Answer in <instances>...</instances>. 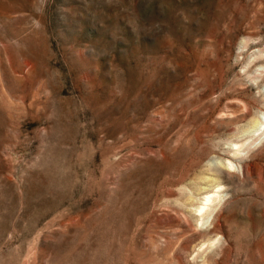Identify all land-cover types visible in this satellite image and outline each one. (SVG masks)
Returning a JSON list of instances; mask_svg holds the SVG:
<instances>
[{
    "label": "rangeland",
    "instance_id": "obj_1",
    "mask_svg": "<svg viewBox=\"0 0 264 264\" xmlns=\"http://www.w3.org/2000/svg\"><path fill=\"white\" fill-rule=\"evenodd\" d=\"M263 118L264 0H0V264H264Z\"/></svg>",
    "mask_w": 264,
    "mask_h": 264
},
{
    "label": "bare ground",
    "instance_id": "obj_2",
    "mask_svg": "<svg viewBox=\"0 0 264 264\" xmlns=\"http://www.w3.org/2000/svg\"><path fill=\"white\" fill-rule=\"evenodd\" d=\"M263 121H264V118H263ZM264 123V122H263ZM263 128V127H262ZM264 132V131H263ZM233 167V166H232ZM234 168V167H233ZM210 199H209V197H206V202L207 201H209ZM206 204V203H205ZM202 208H204V207H202Z\"/></svg>",
    "mask_w": 264,
    "mask_h": 264
}]
</instances>
